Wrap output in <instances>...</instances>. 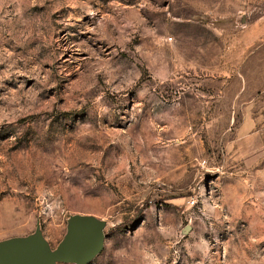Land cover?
<instances>
[{
	"label": "rangeland",
	"instance_id": "1",
	"mask_svg": "<svg viewBox=\"0 0 264 264\" xmlns=\"http://www.w3.org/2000/svg\"><path fill=\"white\" fill-rule=\"evenodd\" d=\"M78 217L85 264H264V0H0V245Z\"/></svg>",
	"mask_w": 264,
	"mask_h": 264
},
{
	"label": "water",
	"instance_id": "2",
	"mask_svg": "<svg viewBox=\"0 0 264 264\" xmlns=\"http://www.w3.org/2000/svg\"><path fill=\"white\" fill-rule=\"evenodd\" d=\"M101 225L93 217L76 218L56 251L42 243L6 242L0 245V264H85L104 246L106 235Z\"/></svg>",
	"mask_w": 264,
	"mask_h": 264
},
{
	"label": "clouds",
	"instance_id": "3",
	"mask_svg": "<svg viewBox=\"0 0 264 264\" xmlns=\"http://www.w3.org/2000/svg\"><path fill=\"white\" fill-rule=\"evenodd\" d=\"M99 227H103V226L101 225V226H99Z\"/></svg>",
	"mask_w": 264,
	"mask_h": 264
}]
</instances>
